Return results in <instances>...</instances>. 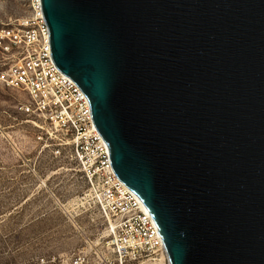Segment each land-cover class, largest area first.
Returning <instances> with one entry per match:
<instances>
[{"label": "water", "instance_id": "obj_1", "mask_svg": "<svg viewBox=\"0 0 264 264\" xmlns=\"http://www.w3.org/2000/svg\"><path fill=\"white\" fill-rule=\"evenodd\" d=\"M41 4L170 264H264V0Z\"/></svg>", "mask_w": 264, "mask_h": 264}, {"label": "rangeland", "instance_id": "obj_2", "mask_svg": "<svg viewBox=\"0 0 264 264\" xmlns=\"http://www.w3.org/2000/svg\"><path fill=\"white\" fill-rule=\"evenodd\" d=\"M30 3L0 0V28L30 15ZM27 101L0 87V264H71L78 255L87 264H119L76 163L38 140L40 129L19 110Z\"/></svg>", "mask_w": 264, "mask_h": 264}, {"label": "built area", "instance_id": "obj_3", "mask_svg": "<svg viewBox=\"0 0 264 264\" xmlns=\"http://www.w3.org/2000/svg\"><path fill=\"white\" fill-rule=\"evenodd\" d=\"M30 5V15L0 28V87L25 94L28 101L19 110L40 129L38 140L53 145L54 153L67 150L76 163L88 199L108 223L107 244L115 260L170 264L154 219L113 170L87 96L53 60L41 0ZM71 264H87V259L78 255Z\"/></svg>", "mask_w": 264, "mask_h": 264}, {"label": "bare ground", "instance_id": "obj_4", "mask_svg": "<svg viewBox=\"0 0 264 264\" xmlns=\"http://www.w3.org/2000/svg\"><path fill=\"white\" fill-rule=\"evenodd\" d=\"M136 194V193H135ZM137 195V194H136ZM138 199L140 200L143 208L149 213V210L147 209V207L144 205L143 201L140 199V197L137 195ZM150 214V213H149Z\"/></svg>", "mask_w": 264, "mask_h": 264}]
</instances>
